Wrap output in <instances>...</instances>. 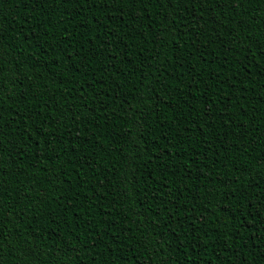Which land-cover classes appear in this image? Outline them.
I'll use <instances>...</instances> for the list:
<instances>
[{"label": "trees", "instance_id": "obj_1", "mask_svg": "<svg viewBox=\"0 0 264 264\" xmlns=\"http://www.w3.org/2000/svg\"><path fill=\"white\" fill-rule=\"evenodd\" d=\"M0 264H264V0H0Z\"/></svg>", "mask_w": 264, "mask_h": 264}]
</instances>
